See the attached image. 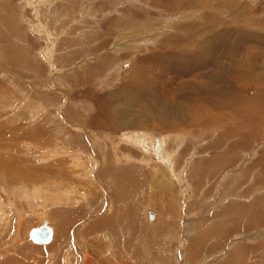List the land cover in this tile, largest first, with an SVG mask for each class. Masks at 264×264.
<instances>
[{"label":"rangeland","instance_id":"374dc122","mask_svg":"<svg viewBox=\"0 0 264 264\" xmlns=\"http://www.w3.org/2000/svg\"><path fill=\"white\" fill-rule=\"evenodd\" d=\"M53 63L65 70H55ZM58 110L64 114L57 116ZM111 113L122 130L86 132L77 126L94 127L97 119L112 126ZM153 113H161L164 123ZM59 127L61 139L54 140L50 133ZM232 127L230 163L221 131ZM137 129L154 133V143L161 145L168 137L163 146L181 138L175 158L162 160L171 162L174 172L180 169V179L194 171L198 142H217L216 148L208 143L202 149L211 151L218 165L194 174V187L171 177L175 194L182 185L183 191L165 197L161 181L151 174L159 160L152 155L158 162L142 164L139 159L148 154L123 142L126 131ZM72 133L85 144L80 146L87 159L100 160L102 149L93 141L106 147L102 155L112 164L107 172L96 167L101 182L95 170L88 179L77 178L71 165H58L73 149ZM65 138H71L63 147L67 154L49 153ZM250 151L254 156L243 177L241 155ZM0 165V185L6 188H0L6 212L0 217V264H186L187 256L191 264H225L236 257L228 264H264V0H0ZM60 167L72 176L59 177ZM230 169L237 175L224 182ZM200 179L208 180L203 190L195 185ZM72 181L78 205L68 195L53 204L80 213L65 219L62 232L59 215L55 220L47 213L54 238L33 242L29 232L44 222L45 213L33 214L36 202L17 199L12 186L53 189ZM115 191L128 197L113 199ZM87 199L97 205L87 210ZM148 210L156 212L155 221ZM180 213L188 215L179 220ZM105 218L110 226L101 224Z\"/></svg>","mask_w":264,"mask_h":264},{"label":"bare ground","instance_id":"6f19581e","mask_svg":"<svg viewBox=\"0 0 264 264\" xmlns=\"http://www.w3.org/2000/svg\"><path fill=\"white\" fill-rule=\"evenodd\" d=\"M182 51V50H181ZM182 57H185V59H187V56H182ZM181 57V58H182ZM188 62V61H187ZM187 62H185V63H187ZM134 68H136V66L134 67ZM133 71H135V70H133ZM134 76V75H133ZM141 78V77H140ZM143 78V77H142ZM136 80H139V77H138V75H137V77H136ZM142 80V79H141ZM132 81H134V80H132ZM145 81V80H144ZM129 82V81H128ZM135 82V81H134ZM134 82H132V83H134ZM139 81H137V82H135V85H138L139 86ZM141 85V84H140ZM119 91V90H118ZM172 95V94H171ZM14 98V97H13ZM172 109V108H171ZM167 110V109H166ZM174 111V110H173ZM43 112V111H42ZM117 113V112H116ZM161 113H153V114H151V117L152 118H154L155 120H163L162 121V123H164V118H163V116L162 115H160ZM118 115H119V113H118ZM110 117L112 118V120H109L108 119V121L110 122V124L112 125V127H115L114 125H116L117 124V122H116V120H117V115L115 114V113H111L110 114ZM174 117V116H173ZM172 116H171V118H173ZM175 117H177V116H175ZM176 119V118H175ZM179 119V118H178ZM45 120V119H44ZM177 120V119H176ZM56 121V120H55ZM108 121H106V122H108ZM105 122V121H104ZM95 123V122H94ZM97 123H98V119H97ZM100 123V122H99ZM113 123H114V125H113ZM130 124V123H129ZM173 125V124H172ZM51 126V125H50ZM57 126H60V125H57ZM78 127H80V128H83L84 129V131H86V132H91V131H89V130H86L84 127H82V126H80L79 124L77 125ZM120 126H122V125H120ZM129 126V125H128ZM167 126V125H166ZM61 127V126H60ZM59 127V128H60ZM134 127H136V128H138L139 127V125L138 124H135L134 125ZM165 127V126H164ZM114 129H116V128H114ZM122 130V129H121ZM132 130H130V131H126V134H123L124 135V137L125 138H123V140H125V141H123V142H126V144H128V145H130V146H132V147H134V148H140L141 149V151H142V153L143 154H148V155H145V158H140L139 160V162L140 163H142V164H145V163H147V164H150V165H152V164H154V162H158V160H159V163H157L158 164V166H156L155 165V167H153V166H151L152 168H154V169H152V171H154V173L153 172H151V174H152V176L154 177L155 176V178L158 180H160L161 181V183H159V188L162 190V193L164 194V196L165 197H167V193L169 192V193H171V195H174V191L171 189V187H170V183H171V177H173V178H175V180H180V182H182L183 181V177L180 179V177H179V173L180 172H178V170H180V169H178L177 170V172H174V166L172 165V164H170L169 163V161H163L162 162V160H164V157L163 156H165V155H169V157H170V159H174L175 158V153H176V151H178L179 149V145H181L180 144V141H181V138H176V139H173L171 142H170V145H168L167 143L163 146V142L165 143V141L167 140V138L168 137H165L164 139H161V141H162V145L161 144H158L159 143V141L158 142H156V143H154L153 142V140H154V138H156L157 136L154 134V133H152V132H140L138 129H137V133L135 132V130L134 131H132ZM50 134H54L52 137L54 138V140L55 139H57V140H60L61 139V128L59 129V130H57V131H55L54 133H50ZM145 134V135H144ZM72 135H73V137H74V140H73V143H72V145L70 146V147H73V149L72 150H70L69 152L68 151H66L65 149H63V147L64 146H66L65 144L68 142V141H70V139L71 138H65L64 139V143L62 144V143H58L56 146H53V147H49V153L50 152H55V154H64V153H66V152H68L69 153V155H62V156H65V157H62V158H59V162H58V165H62V164H68V165H71L73 168H75L76 170H74L75 171V173H76V177L78 178V176H77V174L78 175H81V176H83L82 178H86V179H88V176L89 175H91L92 174V171L91 170H95V173H99L98 175H95V177H97L98 179L100 178V179H103V177L101 176V174H100V171H101V169L99 170V169H96V167L97 166H103V168L104 169H102V170H105L106 172L108 171V168H110V167H108V165H111L112 164V162L110 161V157H106V156H103L102 154H104V149H106V147L105 146H102L101 145V143L99 142V141H101L100 139H98L97 141V143L95 142V141H93L94 142V144L96 145V146H98V147H100L101 149H102V151H101V153H100V160H94V159H92V158H90V159H87V158H85L84 157V153H83V148L85 147V144H83L82 142H80L79 141V143H78V140L80 139H78V136L79 135H74V133H72ZM123 135H121V136H123ZM80 137V136H79ZM98 137V136H97ZM100 137V136H99ZM98 137V138H99ZM161 137H162V135H161ZM164 137V136H163ZM93 139H95V136H94V138ZM96 140V139H95ZM113 141V140H112ZM115 141V140H114ZM114 141H113V143H114ZM129 143H128V142ZM155 141H156V139H155ZM47 142V141H46ZM78 143V144H77ZM48 144V143H47ZM51 145V144H50ZM83 145L84 147H81V146ZM99 145H101V146H99ZM117 147L116 148H119L120 146L116 143L115 144ZM6 146V145H5ZM78 146H80V147H78ZM154 146V147H153ZM163 146V147H162ZM107 147H108V145H107ZM113 147V146H112ZM168 147L170 148V150L169 151H167V149H168ZM116 148H113L114 150L116 149ZM16 149V148H15ZM121 149V148H120ZM139 149V150H140ZM127 150H129L128 148H127ZM167 151V153L168 154H166V151ZM111 152V151H110ZM120 151H117V150H115L114 151V155H119L120 153H119ZM127 152V151H126ZM10 153V152H9ZM67 154V153H66ZM141 155V154H140ZM155 156L158 160H156L155 161V159L153 158V156ZM60 156V155H59ZM143 156V155H142ZM104 157H106V159H103ZM123 156L121 155H119V157L118 158H122ZM67 160H66V159ZM107 158H109V161H107ZM115 158V157H114ZM117 158V159H118ZM166 159V158H165ZM3 160L4 159H2V162H3ZM104 160H106V162L107 163H104L105 161ZM120 160H123V159H120ZM137 160V159H136ZM17 161H19V160H17ZM138 161V160H137ZM154 161V162H153ZM60 162H62V163H60ZM194 162H196V161H194ZM5 162H3V164H4ZM120 163V162H119ZM122 163V162H121ZM168 164H170L171 166L170 167H172V169H166V168H164L163 166H169ZM190 164V163H189ZM117 165V164H116ZM116 165H114L113 164V166H116ZM1 166V165H0ZM7 165H5V167H6ZM55 166V165H54ZM95 166V168H93ZM149 166V165H148ZM35 167V166H34ZM197 167V166H196ZM3 168V167H2ZM7 168V167H6ZM67 168V167H66ZM65 168V169H66ZM101 168V167H100ZM191 168V167H190ZM8 169V168H7ZM9 169H10V167H9ZM64 169V167H60L58 170L59 171H56V174H59L58 176L60 177L61 176V178H63V176H65L66 177V175H71V172L69 171V170H63ZM68 169V168H67ZM1 170V169H0ZM4 170H6V169H4ZM3 171V170H2ZM73 171V172H74ZM149 171H151V170H149ZM1 172V171H0ZM9 172V171H8ZM20 172V171H19ZM185 172V171H184ZM4 173V172H3ZM6 173V172H5ZM101 173H102V171H101ZM188 173V172H187ZM94 174V173H93ZM110 174H112L111 173V170H110V172H109V175ZM182 174H184L183 172H182ZM6 175V174H5ZM9 175H10V173H9ZM18 175V174H17ZM21 175V174H20ZM19 175V176H20ZM45 175V174H44ZM108 174H106V177H107V179L108 178H110L109 176H107ZM113 176H114V174H112ZM4 176V175H3ZM18 176V179H20V177H22V176H20L19 177ZM72 176V175H71ZM74 176V175H73ZM80 176V177H81ZM6 177V176H5ZM8 178H9V176H7ZM121 177H122V174L121 175H119L118 177H117V180H120L121 179ZM160 177L163 179H160ZM75 178V177H74ZM1 179H4L3 177H1ZM24 179V178H23ZM28 179V178H27ZM73 179V178H72ZM98 180V182H101V180ZM6 180H7V178H6ZM11 180V179H10ZM61 180V179H60ZM66 180V179H65ZM77 180V179H76ZM81 181H83L82 179H80ZM85 180V179H84ZM106 180V179H105ZM110 180H111V178H110ZM185 180V182H186V184H187V178H185L184 179ZM4 181V180H3ZM2 181V182H3ZM78 181H79V179H78ZM81 181H79V183L80 184H82V186L83 185H85L84 187H87V185L88 184H86L84 181L83 182H81ZM88 181V180H87ZM90 181V180H89ZM76 182L77 181H75L74 183H73V181L71 182V183H67V184H60L59 186H58V188H50V187H45L43 184L41 185H34L33 187H30V188H28V186H26V185H24V183L22 184V185H18V186H14L13 184V186H12V189H13V192H15V194L18 196V198L17 199H19V196L20 197H24L26 200H28V201H31V203H33V201H35L36 203H35V205L37 206V208L35 207V206H33V207H35L36 208V210H34V213L33 214H37L38 215V212L39 211H43L44 213H45V215L42 217V218H44L45 216H46V214L48 213V215L49 216H52L55 220H56V218H55V215H59V218H60V221L62 220L63 222H62V225H60V223L61 222H59V220H56L57 222H58V226H57V230H58V232H62V231H66L67 230V227H66V223H64L65 222V219L66 218H68L70 215H72V214H76V212H77V214H78V212H79V209L76 211V212H74L73 210H70L69 208L68 209H64L63 207H61L62 205H54L53 204V199L54 198H56V197H58V198H61L63 195H68V197H69V199H70V201H72V205H78L77 203L78 202H80V199L78 200V198L76 199V197H75V195L73 194V193H75L73 190H77L78 188V185H76ZM94 182V181H93ZM60 183H62V182H60ZM78 183V184H79ZM105 183V182H104ZM179 183V182H178ZM17 184V183H16ZM20 184V183H19ZM79 184V185H80ZM90 184H91V182H90ZM5 185H7V187H9L8 185V180H7V182H6V184H4V186ZM32 185V184H31ZM74 185H76V186H74ZM185 185V184H184ZM10 186V187H11ZM172 186L174 187V184H172ZM6 187V186H5ZM13 187H17V188H13ZM23 187V188H22ZM185 187H187V185L185 186ZM0 188H2V189H6V188H3L2 187V185H0ZM77 188V189H76ZM95 188V187H94ZM110 188H112V187H110ZM20 189H21V192H20ZM28 189V190H27ZM73 189V190H72ZM52 191V192H51ZM115 194V198H113V199H119V201L121 200L122 201V198H127L128 196H121V194H119L118 195V193H117V195H116V191L114 192ZM105 194V193H104ZM12 195V194H11ZM13 196V195H12ZM26 196V197H25ZM103 196H105V195H103ZM111 196V195H110ZM85 197L86 196H84L83 195V197L81 198V200L82 199H84L85 200ZM172 197V196H171ZM8 198H9V196H8ZM13 198V197H12ZM111 198V197H110ZM112 199V200H113ZM1 200V199H0ZM3 200V199H2ZM1 200V201H2ZM89 199H87V201H88ZM133 200V199H132ZM0 201V217L1 216H4L5 215V210H4V206H3V201L1 202ZM83 201V200H82ZM86 201V202H87ZM114 201V200H113ZM116 201V200H115ZM125 201H126V199H125ZM8 202V201H7ZM6 202V203H7ZM23 202V201H22ZM89 202H91V204L92 205H90V203H87V205L88 206H93V201L92 200H89ZM167 202V201H166ZM8 203H10V202H8ZM7 203V204H8ZM18 203V202H17ZM30 203V204H31ZM133 203V202H132ZM171 202H169V204H170ZM11 204V203H10ZM70 204V205H71ZM84 204H85V202H84ZM83 204V205H84ZM110 204V203H109ZM80 205V204H79ZM29 206V205H28ZM32 206H31V208H32ZM64 206H66L65 204H64ZM86 207V208H93V207ZM8 207H9V205H8ZM79 207V206H78ZM77 207V208H78ZM18 207H16V209H17ZM134 208H136L135 206H134ZM9 209H10V207H9ZM13 209H14V207H13ZM27 210V209H26ZM129 210V207H127V209H126V211H128ZM7 211V210H6ZM12 211V210H11ZM30 211H32V210H30ZM81 211V210H80ZM149 211L150 210H148V218H149ZM8 212V211H7ZM10 212V211H9ZM26 212V211H25ZM72 212V213H71ZM115 212V214L117 213V211H114ZM152 212H154L155 213V218L154 219H150L149 218V220L150 221H155V219H156V212L154 211V210H152ZM180 212V211H179ZM80 213V212H79ZM131 213V212H130ZM184 213H186V212H184ZM19 214H21V213H19ZM126 214H128V213H126ZM159 215V214H158ZM182 215H188V214H183V213H180V217H179V220H180V218H181V216ZM124 215L123 214H117L116 216H114V217H116V218H119V219H121L122 221H123V217ZM131 216V215H130ZM227 216V215H226ZM38 217V216H37ZM78 217V216H77ZM21 218V217H20ZM41 218V219H42ZM59 218H57V219H59ZM125 218V217H124ZM2 219V218H1ZM23 219H24V217H23ZM103 219V218H102ZM101 219V220H102ZM107 218H105L104 220H102V221H100V219H99V221L100 222H102L101 224H108L109 226H110V222H108L107 220H106ZM4 220H6L5 218H4ZM3 220V221H4ZM22 220V219H21ZM44 222L45 221H48V219H46V218H44V219H42ZM67 220V219H66ZM98 220V219H97ZM1 221V220H0ZM20 222V221H19ZM22 222V221H21ZM43 222V223H44ZM116 221H114V223H115ZM42 223V224H43ZM89 223V222H88ZM94 223V222H93ZM164 223V222H163ZM178 223H179V221H178ZM234 223V222H233ZM16 224V223H15ZM41 224V225H42ZM48 224L50 225V222L48 221ZM95 224V223H94ZM100 224V225H101ZM29 225V224H28ZM86 225H87V223H86ZM99 225V226H100ZM117 225H121V224H119V221L117 222ZM181 225V226H180ZM180 225H178L180 228L182 227V223L180 222ZM231 225V224H230ZM112 226V225H111ZM18 227V226H17ZM28 227V226H27ZM39 227V226H38ZM52 227V226H51ZM102 227H104V226H102ZM101 227V228H102ZM229 227V226H228ZM79 228V227H78ZM52 229H53V237H54V228L52 227ZM65 229V230H64ZM117 229V228H116ZM73 230V229H72ZM78 229H76V231H77ZM178 230H179V228H178ZM182 230V229H181ZM223 231V230H222ZM75 232V231H74ZM30 233V232H29ZM66 233V232H65ZM118 234V233H117ZM106 236L108 237V238H110L109 237V235L108 234H106ZM224 236H225V234H224ZM27 237H28V235H27ZM60 237H61V234H60ZM29 238V237H28ZM222 239V238H221ZM52 240H53V238H52ZM33 241V240H32ZM221 240H219V242H220ZM223 241V240H222ZM221 241V242H222ZM226 240H224V242H225ZM34 242V241H33ZM51 242V241H50ZM49 242V243H50ZM36 243V242H35ZM144 243V242H143ZM223 243V242H222ZM222 244H220V246H221ZM54 246V245H53ZM111 246H113V245H111ZM219 246V247H220ZM249 247V246H248ZM46 250V249H45ZM141 251V250H140ZM243 254V253H242ZM164 255V254H163ZM230 255H232L233 256V254H230ZM229 256V254L227 255V257ZM232 256H230V258L232 257ZM242 256V255H241ZM247 256V255H246ZM234 257V256H233ZM232 257V258H233ZM237 258V257H236ZM236 258H234V259H236ZM243 258V257H242ZM184 259H185V261H186V264H191L190 262H188V261H190V260H188V256L187 257H184ZM228 258H226V260H227ZM233 259V261H235ZM238 260V259H237ZM236 260V262H238ZM163 261V260H162ZM208 261V260H207ZM229 261V260H228ZM232 260L230 259V261L229 262H231ZM232 261V262H233ZM169 262V261H168ZM199 262V261H198ZM206 262V261H205ZM225 262V261H224ZM229 262H226L227 264L229 263ZM90 263V262H89ZM162 263V262H161ZM225 263V264H226ZM88 264V263H87ZM156 264V263H155ZM165 264H167V262L165 263ZM194 264V263H193ZM199 264V263H198ZM205 264V263H204ZM231 264V263H230Z\"/></svg>","mask_w":264,"mask_h":264},{"label":"crops","instance_id":"0c3cea01","mask_svg":"<svg viewBox=\"0 0 264 264\" xmlns=\"http://www.w3.org/2000/svg\"><path fill=\"white\" fill-rule=\"evenodd\" d=\"M40 32H37V34L38 35H40V36H42L43 38H44V35L42 34H39ZM115 50H118V49H115ZM45 53V52H44ZM43 53V54H44ZM42 54V55H43ZM44 56V55H43ZM98 57H100L99 55H98ZM85 58H83L82 60H80L79 61V63H81L83 60H84ZM100 60H102V57H100L99 58V61ZM79 63H77V65L79 64ZM75 64H76V62H75ZM53 66H54V69L55 70H61V71H63V70H65V68H64V66H57V65H55L54 63H53ZM72 68H74V67H72ZM58 70V71H59ZM56 80H58V78H55V81L54 82H56ZM117 80V79H116ZM59 81V80H58ZM111 82H113V81H115V80H110ZM59 111V110H58ZM102 113V115L103 116H105L106 114L104 113V112H101ZM62 114H64L63 112H60L59 111V113H58V115L57 116H59V115H62ZM78 116H80L79 115V113L77 114ZM97 116V114L94 116V117H96ZM67 117V116H66ZM105 122H104V120H102L100 123L98 122V123H95V124H93V125H95L94 127L92 126H89V125H82V126H84V128L86 129V130H89V131H92V132H103L102 130H99L98 131V129H105L106 131L107 130H109L112 126H106V124H104ZM78 124V123H77ZM97 124V125H96ZM104 124V125H103ZM115 127H112V130H113V132H114V130H117V127H118V130H121L120 129V127H123V125L122 126H116V125H114ZM114 128H116V129H114ZM96 131H95V130ZM105 131V132H106ZM220 131V130H219ZM219 131H217L216 132V134L213 136L214 138L217 136V135H219ZM234 131L235 130H233V127L231 128V129H225L223 132L221 131V134H222V138H225L226 139V141L228 140H231L230 139V136H229V133H234ZM83 137H84V135H82V137H81V139H83ZM226 142L225 144H224V150H225V155H226V158L228 159V162H232L233 160H231L232 159V157H233V154H234V152L232 153V151L228 148V146H229V142ZM247 139H245V140H243V142H242V147H241V149L243 148V150H244V147L246 146V143H247ZM99 142H101V141H99ZM128 142V141H127ZM154 142V141H153ZM129 143V142H128ZM208 143H212V149L213 148H216V146L218 147V144H217V142H209V140H204V141H201V142H198V143H196V144H194V148L196 149V152H195V156H194V158L193 159H195V157H196V162L194 163V171L193 172H188V174L186 173L184 176H183V179H185L186 177H187V179L189 180V182H187L188 183V187L190 188V186L191 187H194V183H193V181H192V176L194 175V174H196V173H199V170L201 169V171H200V173H203V171H204V166L205 165H208V164H210L209 166H210V169H211V167L212 166H214V163H215V166H217L218 164H217V160L215 159V157H214V155H210L211 154V151H204L202 148L204 147V146H206ZM214 143V144H213ZM102 145V144H101ZM207 147V146H206ZM202 149V150H201ZM228 150V151H227ZM205 156H207L206 157V159H204V157ZM210 156V157H209ZM254 156V152H252V151H250V152H248V153H245L244 155H241V157L243 158V160L240 162V163H242L243 162V177L245 176V173H246V166H245V163L247 162V159H250L251 157H253ZM225 158V159H226ZM169 159H170V157H169ZM122 161H124V159L122 160ZM171 163V162H170ZM172 164V163H171ZM169 166H171L170 164H169ZM197 166V167H196ZM228 176L227 177H225L224 178V182H226V181H228V180H233L234 179V177H231L230 175H237V174H234V171L233 170H231L230 169V171L228 172V170H227V173H226ZM185 181V180H184ZM204 181V182H203ZM202 181V179H200V181H196L195 182V185H197L198 187H200V189L201 190H203L205 187H206V185H205V183L206 182H208V180H206L205 181V179ZM182 183H183V181H182ZM185 183V182H184ZM217 187H218V185H217ZM224 187V185L223 186H221L220 188L222 189ZM228 188H230V186H228ZM181 190L183 191V185H182V187H181V189H180V191L177 193V194H175L176 193V191L174 190V196L173 195H168V196H173V197H180L179 196V194L181 193ZM187 190H188V188H187ZM86 191H87V193H89V195H91V193L93 194V192H90V191H88L87 189H86ZM220 191V190H219ZM185 192V191H184ZM93 201V205H97L96 204V201L95 200H92ZM89 205V204H88ZM87 204H86V206H88ZM90 205H92L91 203H90ZM101 206L103 207V208H107L109 205H107V204H101ZM88 207H92V206H88ZM87 210H88V208H86ZM91 209V208H90ZM97 210V209H96ZM88 212H90V210L88 211ZM54 238V237H53Z\"/></svg>","mask_w":264,"mask_h":264},{"label":"water","instance_id":"95a60500","mask_svg":"<svg viewBox=\"0 0 264 264\" xmlns=\"http://www.w3.org/2000/svg\"><path fill=\"white\" fill-rule=\"evenodd\" d=\"M149 218L152 220L155 218V213L152 210L149 211ZM29 237L36 243L47 244L52 241L53 238V229L48 224V221H45L39 227H34L30 230Z\"/></svg>","mask_w":264,"mask_h":264}]
</instances>
